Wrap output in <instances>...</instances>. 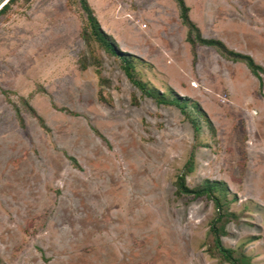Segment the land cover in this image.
I'll return each mask as SVG.
<instances>
[{"label":"rangeland","instance_id":"374dc122","mask_svg":"<svg viewBox=\"0 0 264 264\" xmlns=\"http://www.w3.org/2000/svg\"><path fill=\"white\" fill-rule=\"evenodd\" d=\"M87 2L118 48L145 62L139 79L187 99L198 132L96 44L100 65L79 69L77 0L11 6L0 16V264H229L209 232L213 203L176 194L192 151L187 186L228 189L236 218L222 245L264 264V0H184L202 37L250 56L260 80L213 48L193 56L174 0Z\"/></svg>","mask_w":264,"mask_h":264},{"label":"trees","instance_id":"16d2710c","mask_svg":"<svg viewBox=\"0 0 264 264\" xmlns=\"http://www.w3.org/2000/svg\"><path fill=\"white\" fill-rule=\"evenodd\" d=\"M19 2L28 5L31 0H9L0 9V16L6 15L9 12L11 6ZM77 2L85 14V22L80 31V38L82 39L86 50L78 60L79 69L81 71H85L90 66L98 67L100 65L92 47L93 43L96 44L98 48L104 51L106 54L119 60L121 70L123 71L126 79L141 93L143 97L152 99L158 105H169L178 108L181 114L189 120L194 131V137H196L198 128L196 123L189 118L186 112L187 99L179 97L172 89H169L168 95H165L164 93H161L159 90L151 87L149 84L139 79L135 72V62L141 65H145V62L137 57L121 51L118 48L113 38L101 29L99 22L94 15V11L90 7L87 0H77ZM174 2L178 10L179 20L182 26L186 29L185 41L190 46L193 56H195L194 49L197 46L213 48L221 58L232 63L243 64L254 77L260 80L259 74L263 72V69L257 65L250 56L228 49L220 40L206 39L202 37L200 30L189 18V8L186 6L184 0H174ZM3 93L7 94L6 92ZM98 100L100 102L104 100L103 96L101 95V91H98ZM21 101L29 114L37 120L39 126L43 130L47 131L44 121L36 114V112L28 105L25 100ZM191 107L198 115L202 117L208 129L213 134V125L204 111L197 104L192 103ZM58 110L73 115V113H71L66 108H60ZM15 112L18 121L21 125H23L22 118L16 108ZM69 159L74 165H76L73 158ZM193 169L194 153L192 151L187 161L184 163L181 173L176 178V194L180 196H192L193 198L203 197L211 201L214 205L215 212L214 218L210 223L209 232L212 236L214 249L222 257V259L229 264H250V261L247 257L242 254L235 256V253L232 249L226 248L222 245L221 237L225 235L226 222L236 218V215L229 212L230 201H228L226 198L228 193L227 187L222 182L204 180L199 186L189 188L186 184V177L192 173ZM233 200H235V198Z\"/></svg>","mask_w":264,"mask_h":264},{"label":"water","instance_id":"95a60500","mask_svg":"<svg viewBox=\"0 0 264 264\" xmlns=\"http://www.w3.org/2000/svg\"><path fill=\"white\" fill-rule=\"evenodd\" d=\"M9 0H0V9L8 2Z\"/></svg>","mask_w":264,"mask_h":264}]
</instances>
